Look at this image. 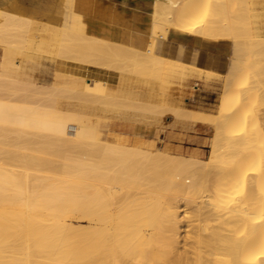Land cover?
I'll use <instances>...</instances> for the list:
<instances>
[{
    "label": "bare ground",
    "instance_id": "obj_1",
    "mask_svg": "<svg viewBox=\"0 0 264 264\" xmlns=\"http://www.w3.org/2000/svg\"><path fill=\"white\" fill-rule=\"evenodd\" d=\"M179 1L155 0L150 12L141 13L105 0H0L6 24L0 33L5 47L0 69L5 77L0 81V264H264V144H253L259 139L246 129L250 120L241 113L252 87L264 86V35L254 37L246 28L251 26L246 0H213L212 5L206 0L208 22L204 19L202 26L196 19L203 1H183V8H189L173 17ZM237 5L240 14L233 18ZM65 7L101 22L103 34V26H112L110 36L89 34L81 21L64 27ZM40 16L52 22L37 24ZM181 16H188L190 22H183L189 33L175 23ZM122 30L128 32L127 42ZM45 33L57 60L55 80L61 82L51 93L27 73L32 69L27 52H41L49 44ZM161 42L228 56L225 86L238 84L247 58L254 57L252 87H237L234 98L229 97L234 90L222 94L216 115L183 108L162 68L167 61L190 63L159 54ZM114 77L119 81L112 82ZM115 107L157 124L168 116L208 124L214 128L208 157L173 155L110 138L98 118ZM234 121L243 129L225 136ZM225 139L231 163L243 164L238 173H244L221 180L229 192L239 182L244 194L219 196L227 200V212L211 219L218 221L216 231L224 233L218 243L206 218L214 210L210 171L222 161ZM255 155L259 165L247 163ZM256 188L263 195L260 208L253 204L260 197ZM182 204L191 209L190 216L181 213ZM73 217L86 225L74 226ZM224 256L230 258L222 260Z\"/></svg>",
    "mask_w": 264,
    "mask_h": 264
},
{
    "label": "rangeland",
    "instance_id": "obj_2",
    "mask_svg": "<svg viewBox=\"0 0 264 264\" xmlns=\"http://www.w3.org/2000/svg\"><path fill=\"white\" fill-rule=\"evenodd\" d=\"M156 1H158V0H156ZM183 1L184 2L187 1L188 3H190L188 0H182V2L180 0L179 3H177L178 6L175 5L176 6L175 8H177V9L174 10L175 12L173 13V17H174V14L176 16V13L178 11H180L179 10L180 8L184 9L183 8V5H184ZM202 1H203L202 2L203 4H202V9L201 10L203 11L204 10L203 7H205V5H206V0H202ZM211 1H212V3H211ZM207 2H208V0H207ZM209 2L211 3V5L214 3L213 0H210ZM246 2H247V8L249 6V8H248L249 10L247 12L249 14L248 15L246 14V20H247L246 22L249 24V22L251 20L250 23H251V26H252V27L249 26L250 25L249 24L248 26H246V28L250 27L249 29H251L253 31L252 32L251 30H247V31L245 30V33H247L246 35L249 34V31H250V35L249 36H251L252 33H253L254 37L256 35L257 36L264 35V0H246ZM210 3H208V4H210ZM156 4H157V2H156ZM179 6H181V7H179ZM234 7H236V6H233L232 15H231L233 18H235L236 16H239V14H240L239 11L237 10V9H239L238 5H237L236 9ZM187 8H189V7H187ZM187 8H185V9H187ZM209 8H210V11H211V6ZM1 10L4 11L5 9H1L0 8V33H1V31L5 30V28H6L5 20H4L3 16L1 15V13H2ZM155 10H156V8H155ZM201 10L199 11V13H197L198 17L196 19V22H197V20H199L198 23L199 22L201 23L200 26H202L203 24H206L205 22L203 23L202 21L204 19H206L205 17L207 16V14L205 13L207 11L204 10L205 12L204 11L201 12ZM150 11H151V8H149L147 12H150ZM208 13H209L208 14V18L211 20L210 17H212V15H210V13H212V12H208ZM177 15L179 16V13ZM209 15H210V17H209ZM181 17L183 18L184 16H181ZM62 18H63L62 24H63L64 27H67V28H69L71 26L73 21H75V24L79 23V21L85 22V17H83L77 11H74V10H72L70 8H67V7H65L63 9ZM182 18H178L177 17L176 19H182ZM187 18H188V16L186 18H183L181 21L175 20V23L178 24L177 22H180L182 24L180 26H182V27H178V28H181L180 29L181 31L187 29L186 31L189 33V31H192V30L188 31V28H185V24L189 21V19L187 21ZM36 19L38 20L36 22L37 24H44V25L46 24L47 26L49 25V24H47V22H49V23L52 22L51 21L52 19L49 18V17L47 18V17L40 16V17H36ZM184 19H186L185 20V21H187L186 23L183 22ZM200 19H201V21H200ZM192 20H194V18ZM206 20H207L206 22H208V19H206ZM172 23L175 24L174 22H172ZM188 23H187V25H188ZM197 24L194 23L193 25L197 26ZM175 26H176V29H175V31H176V30H178L177 26H179V25H175ZM190 26L192 28V25H190ZM196 28H198V27H196ZM196 28H194V29H196ZM8 32H9V30H8ZM122 32L124 33L125 41L127 42L128 41V32L126 30H122ZM178 32L181 33L179 30H178ZM183 32H185V31H183ZM184 34H186V33H184ZM49 35H50L49 33H45L43 35V36H45V39H46L47 42L50 41V40H48L49 39ZM210 41H212V40H210ZM214 41H216L215 43L217 44V41L222 43L224 40L222 41V39L221 40L213 39L212 42L214 43ZM48 43H49L48 44L49 46L48 45H44L42 47L43 49L41 48L42 49L41 52L40 51H37V52L28 51L27 52L29 57L32 58L31 60H29V63L31 64L32 69H28L27 73L34 79L36 84H38L41 87H44L45 89L48 88V90H49L50 88L52 89L56 85L61 86V82L59 84V82H57L55 80V72H56V67H57V60H56V58H55V56L53 54V52H54L53 44H51L50 42H48ZM225 43L222 46V49L225 48L228 45V44H225ZM46 46H47V48H46ZM216 47H217V45H216ZM219 47L221 49V46H219ZM219 47H217V48H219ZM4 48L5 47L2 44H0V69H1V63H2V60H3L2 57L4 55L3 54L4 53ZM44 50H45V52H44ZM142 53L144 54V51H142ZM158 53L162 54V55H165V56H169L171 58H175V59L190 63V64H186L185 65V63L183 64V62H178V61L168 62L167 61L165 64H163L165 66H163V68H162V70H164L162 72L163 73L162 74L163 79L167 78L166 81L171 82L172 88H175V100L178 103V105L183 107V108H186V109H189V110H196V111L205 112L202 109V107H199L193 101L195 99L196 91L194 89H192V88H194L195 85H199L200 84V85L205 86L206 89H210L212 91H215V93H216L215 97L217 98V101H216L215 104L218 105V110H219L220 105H221L220 97H221L222 94L227 93L230 90H234V91H231L229 93V97L230 98H234L236 96L237 92L239 91V89H238L239 87H242V86L243 87H245V86L246 87H250L251 86V82H252L251 77L253 76V75H251V73H252L251 68L254 65V64H252L253 61H255L254 57H251L252 58L251 59L252 63L249 60L250 58H247L249 62L247 61L248 63L243 66V68L241 69V71L239 73V83L238 84H237V82L236 83H231L230 85L225 86V81H226L225 74L224 75H220V74L216 73L215 71L205 69L206 67H204L203 60L207 61V59H212V57H209V55H206L205 53H199V52H197V50L192 52V50H190L189 48L185 49L183 46L181 47V46L174 45L172 43H164V42L159 43ZM148 54H145V55H148ZM199 54L202 55V58L198 57ZM21 59L22 58L18 57L17 61H20ZM224 61H225L224 64H225V66L227 68V70H226V72H227L228 71V63H229L228 56H226ZM177 63H178V65H177ZM261 63H262V61H261ZM167 64H169V65H167ZM171 64H173L172 67H170ZM173 67H175V68H173ZM166 68H168V69H166ZM4 79H5V77H3L1 75V72H0V81H2ZM130 79L132 80V82H135V80H137V78H135L133 76H130ZM111 81L112 82H118L119 80H118V77H114V78L111 79ZM140 81L144 82V79H140ZM263 83L264 82L262 80L261 84H263ZM182 85H183V87L184 86L185 87L183 88ZM263 87L262 86L261 87H258V86L254 87L253 86L252 87V90H251V93H250L252 96L251 97L250 96H246V97H249L250 99L246 98L247 100H245L246 103L244 102L245 105H244L243 111H241V113H243V115L247 116V120L249 118V120L252 121L251 124H250V121H248L249 122L248 123L249 126L246 127V129L250 128L251 130H253L254 132H251L249 130L248 131L251 132V133H256L257 137H256V134H254V136L257 138V140L259 139L258 141H256L254 139V142H253L254 145H255V142H257V144H259V145L260 144H262V145L264 144V142H263V138H264V100H263L264 99V96H263L264 91L263 90H264V88ZM51 89L49 91L46 89V91L51 93L52 92ZM52 90H54V89H52ZM147 90L148 89L144 90L145 94H148ZM181 90H183V92H181ZM178 91H179V93H177ZM248 95H249V93H248ZM181 96H183V97H181ZM66 101L73 102V100H66ZM75 103H77V101H75ZM180 103H181V105H180ZM94 106L97 107V108H104V107H102L100 105H94ZM214 109H217V106H215ZM226 110H229V109H225V111ZM217 112L214 111L213 115H216ZM205 113H207V112H205ZM208 114H212V113H208ZM173 119L174 118L168 116L162 121V124H157L151 118L144 117V116L142 117V115L136 113L135 111L123 110V109H120L119 107H115V108L109 109L107 114H106V117L98 118L99 125L101 127H103L104 133L107 134L110 138L117 139V140H122V141H128L129 142L128 145H131V146L143 147V148L154 150V151L162 149L164 152H167V153H170V154H173V155H182L181 153H179L178 150L170 151L171 147H170L169 143H172L175 146H180L185 152H187V149H185L187 136L185 135L184 132H186L188 129L191 128L190 126H191V124L193 122L188 120V119H183V121L185 122L184 123L182 121V119L180 121L179 120L177 121L175 119L173 120ZM174 123H176V124H174ZM235 123H236L235 121L232 122L231 128L229 129V131L224 133L225 136L226 135H231V136L232 135H237L238 133L240 134L239 129H241V127L243 129V126L238 125L240 127L239 128L238 126H236V124H239V123L238 122L236 124ZM193 124L195 125L196 123H193ZM201 124L208 126V124H206V123H201ZM209 128H210V130L207 132L208 140L206 141V147H205L204 151L202 152V155L204 157H207L209 152H210L211 142H212V138L214 136V130H213L214 128L213 127H209ZM242 132H244V131L241 130V133ZM226 142H227V140L225 139L220 144L221 145V150H222L221 152H224V153H221L222 161H221V163H219L217 165V167L220 166V165L223 167V165H224V167H223L224 169L223 168L222 169L218 168L217 171H216L217 167H215V168L211 169V171H210V180L211 181H210V187H209L208 195H209V197H210V195L211 196L214 195V196L210 197L211 200H210V198H209V200H210L211 205H213L212 209H214L216 211L217 210H222V213H223V214H221L220 211L215 212L214 210H212L210 212L211 215H209L211 217H207L206 218L207 219V224L209 225L210 228L212 227L211 228L212 230H214L218 226V224H217L218 221H215L217 219V217H220L221 215H224L225 211L227 212V207H224L225 203H223L224 201L227 202V200H223V199H225L226 196H229V195H232L233 198H240L244 194L243 186L239 182L234 187L235 189L233 188L229 192V191H225L226 187L224 185V180H221V179L227 178V176L228 177L231 176V174H235V173L239 174L238 172H241V170H242L241 168L243 167V164L239 163V166H241V167H239V166H237V165L235 166V165H233V163H231L232 159H230V158L232 157V153H230L229 150L226 149V148H228L227 147L228 145H226L227 144ZM254 147L256 148L257 145L254 146ZM260 147H261V145L259 146V148ZM225 150H226V155H227L228 152H229L228 153L229 155H227V156L224 155L225 154ZM227 150H228V152H227ZM251 155H252V153H251ZM251 155L250 156L248 155V156L251 158ZM182 156H184V155H182ZM257 156H259V155H257ZM255 157H256V155H255ZM261 157L262 156H260V159H261ZM246 159L248 160L247 163L250 161L251 163L255 164L257 157L254 158V160H253V157H252V160H250L248 157ZM252 161H255V162H252ZM256 163L257 164L259 163L258 160H257ZM226 168H227V170H226ZM249 172H252V171H249ZM253 172H256V171L253 170ZM242 173H244V172H242ZM242 173H240V174H242ZM220 175L222 176V178H221ZM239 175H238V178L240 179ZM224 176H225V178H224ZM219 180L223 181V183H221V181H219ZM217 181H219V182H217ZM261 182H262L263 185H261V183H260V185H261L260 187H263L264 186V183H263L264 182V178H263V181H261ZM255 187H257V186H255ZM263 189H264V187H263ZM257 190L258 189L256 188L255 192H257L256 194L258 195L259 190L258 191ZM259 193L261 194V191ZM216 194H217V197H215ZM219 196L223 197L222 201L220 200ZM258 196H260V195H258ZM258 196H255V197L258 198ZM261 196H263V195H261ZM261 196L258 199H254V201L257 200V201H255V203L253 202V204H258V208H260V206H261L260 204L261 203L263 205V202H261V200H260V198L261 199L263 198ZM213 197H215V198H213ZM216 198H219V200H220L218 203L216 202V201H218V199H216ZM262 201H264V200L262 199ZM213 203H216L218 205H215ZM214 205L218 206V207H215ZM181 206H182L181 207V209H182L181 213H183V215L186 214L187 216H190L191 214H187V213H190L191 209H189L188 207L183 206V204ZM255 207L257 208V205ZM212 217H214L216 219L215 220H211ZM183 221H184L183 225L185 227H183L182 231L184 232L183 234L186 235L187 232L185 230L188 229L187 228L188 227L187 226L188 223H186V219H184ZM213 222H216V223L213 224ZM72 224L74 226L75 225L76 226H79V225L85 226L86 225V223L76 222L75 221V217L72 218ZM189 230H190V228H189ZM214 231H216V229ZM221 232H220V230L216 231L217 234L219 233L218 234L219 236H216L217 234L215 236H213V235L212 236L210 235V236H211V238L215 237V239L219 243L220 236L222 234H224L223 232L222 233ZM209 249L208 248L204 249V251L210 252ZM213 251L214 250H212V252ZM214 252H216V251H214ZM225 257L228 258L229 256H224L222 258V260L225 259Z\"/></svg>",
    "mask_w": 264,
    "mask_h": 264
},
{
    "label": "crops",
    "instance_id": "obj_3",
    "mask_svg": "<svg viewBox=\"0 0 264 264\" xmlns=\"http://www.w3.org/2000/svg\"><path fill=\"white\" fill-rule=\"evenodd\" d=\"M105 1L110 2L112 4H116L118 6H126L131 9H136L141 13L147 12L149 8H151L152 10V5L154 2V0H105ZM82 23H84L83 26L85 28V31L87 30L89 34H96L104 37H109L112 31V26L106 24L107 27L103 26L105 31V33L103 34L101 27L99 30V26L101 22H99L96 19L85 17V22ZM174 45L181 46L178 44H174ZM183 47L185 49L189 48L190 50H192V52L196 50L193 47H188V46H183ZM197 52L204 53L201 51H197ZM205 54L209 55V57H212V59H207V61L203 60L204 67H206L205 69L215 71L220 75H224L227 70L224 64L226 55H214L211 53H205ZM198 57L202 58V55L199 54ZM215 95H216L215 91L206 89L205 86L199 84L198 90L195 93V99L193 101L195 102L196 105L202 107V109L205 112L214 114L213 113L214 111L216 112L218 111V105L215 104L217 101ZM215 106H217V109H214ZM193 126H191L192 128L188 129L186 132H184L185 135L187 136V141L185 145V149H187V152H185L180 146H175L172 143H169L171 147L170 151L178 150L179 153H181L182 155L206 159L208 156L204 157L202 155V152L206 147V141L208 140L207 132L210 130V128L201 123H197Z\"/></svg>",
    "mask_w": 264,
    "mask_h": 264
},
{
    "label": "built area",
    "instance_id": "obj_4",
    "mask_svg": "<svg viewBox=\"0 0 264 264\" xmlns=\"http://www.w3.org/2000/svg\"><path fill=\"white\" fill-rule=\"evenodd\" d=\"M197 89H196V91L198 90V87H196Z\"/></svg>",
    "mask_w": 264,
    "mask_h": 264
}]
</instances>
